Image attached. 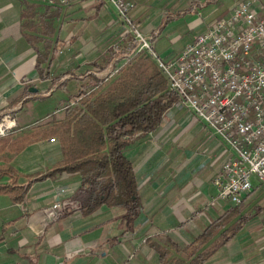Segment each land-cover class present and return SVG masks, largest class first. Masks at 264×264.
I'll use <instances>...</instances> for the list:
<instances>
[{"label": "crops", "instance_id": "crops-1", "mask_svg": "<svg viewBox=\"0 0 264 264\" xmlns=\"http://www.w3.org/2000/svg\"><path fill=\"white\" fill-rule=\"evenodd\" d=\"M133 1L131 19L152 38L153 50L164 59L177 56L238 5L232 0ZM182 4L186 6L181 8ZM121 34L113 6L102 0H76L66 6L0 0V118L8 115L16 125L0 138V166L8 159L19 185L61 162L59 141L50 131L64 120V107L76 100L82 87L107 72L114 61L109 47ZM184 38L187 41L178 44ZM38 54L47 59L42 73L35 71ZM122 62L116 59L114 64ZM93 87L97 92L95 85L85 90ZM188 112L177 101L159 127L125 149L142 203L141 213L130 224L121 210L105 207L87 216L70 208L65 216L48 220L45 208L73 200L80 184L75 174L33 182L21 203L0 194V264H186L176 252L192 248L195 239L232 206L209 205L217 192L213 179L229 151ZM24 138L31 143L19 148ZM14 150L18 151L13 154ZM8 180L5 176L0 183ZM254 194L244 199L247 204L253 200L243 212L258 214L204 264H264V207L259 205L264 192L255 195L257 199ZM216 243L215 237L189 262ZM129 244L135 251L137 244L142 245L137 259L127 258L132 252Z\"/></svg>", "mask_w": 264, "mask_h": 264}, {"label": "built area", "instance_id": "built-area-1", "mask_svg": "<svg viewBox=\"0 0 264 264\" xmlns=\"http://www.w3.org/2000/svg\"><path fill=\"white\" fill-rule=\"evenodd\" d=\"M40 1L47 6H66L76 0ZM102 1L113 6L122 34L110 45L114 61L100 78L106 82L113 79L137 56L150 58L166 79L168 91L176 94L178 102L229 151L213 179L217 192L209 205H242L255 187H264V13L258 1L244 0L169 59L155 53L152 38L142 34L131 19L133 0ZM116 59L123 61L117 67ZM94 90L95 87L84 90L74 102ZM15 127L13 119L2 116L0 138ZM68 208L77 210L78 203L57 202L45 208L44 213L48 220L56 219L65 216Z\"/></svg>", "mask_w": 264, "mask_h": 264}, {"label": "trees", "instance_id": "trees-1", "mask_svg": "<svg viewBox=\"0 0 264 264\" xmlns=\"http://www.w3.org/2000/svg\"><path fill=\"white\" fill-rule=\"evenodd\" d=\"M52 49H55L54 45ZM45 56L37 55V73H42L43 63L47 65ZM91 85L97 86L98 91L83 96L72 107L66 108L64 120L50 131L51 136L59 141L61 162L44 173L27 177V181L19 185V175L5 159L0 166V179L6 176L9 180L5 184L0 183V194L8 195L13 203H21L33 182L61 174H75L79 176L80 184L74 192L73 201L78 203L77 211L81 215H91L102 207L118 208L123 212L126 223L130 224L141 213L142 203L125 149L135 138L159 127L178 97L168 91L166 79L153 61L144 55L128 62L110 81L96 78L83 86L79 93L82 94ZM44 135L46 131L42 132L41 138ZM21 141L24 143L19 148L31 143L25 138ZM17 151L14 150L13 154ZM243 211L241 205H232L212 222L195 239L188 258L215 237L216 246L207 247L190 264H204L258 214Z\"/></svg>", "mask_w": 264, "mask_h": 264}, {"label": "rangeland", "instance_id": "rangeland-1", "mask_svg": "<svg viewBox=\"0 0 264 264\" xmlns=\"http://www.w3.org/2000/svg\"><path fill=\"white\" fill-rule=\"evenodd\" d=\"M242 1H244V0H232V2H233V4H240ZM258 2L260 3V9L263 11V13H264V0H258ZM184 6H186L185 4H182V5H180V7L181 8H183ZM262 13V14H263ZM220 19H222V18H220ZM219 19V20H220ZM166 20H163L162 22H163V24H164V22H165ZM163 28L162 27H159V30H162ZM187 41V39L186 38H184V39H182L178 44H182V43H185ZM74 105V104H73ZM72 105V106H73ZM71 106V107H72ZM183 107V106H182ZM184 108V107H183ZM185 109V108H184ZM189 114H191L190 112H188ZM192 115V114H191ZM166 119V118H165ZM166 121H168V119H166ZM172 125H174L173 123H171ZM171 124H169L168 126H171ZM253 183H256V180L254 179L253 180ZM257 190V191H256ZM256 190H254L253 191V193H255L254 195H253V197H256V198H254V199H257V197L258 196H255V195H258V193H263L264 192V190H263V188L262 189H256ZM253 200V199H252ZM252 200L250 201V203L252 202ZM262 202H259L260 204L259 205H261L262 207H264V200H261ZM249 203V204H250ZM249 204H247L246 202L245 203H242V207L244 208V209H246L248 206H249ZM70 210V208H68V211ZM68 211H67V213H68ZM71 211V210H70ZM66 213V214H67ZM146 239H148L147 237L145 238V239H143V242H144V240H145V242H146ZM211 246H213L214 247V244H210ZM137 247H138V250H133V249H131L130 248V244L127 246V248L130 250L131 249V253L129 254V252H128V256H127V258H129V259H131V260H134V259H137V257L138 256H136L137 254H139V251H141L140 249H141V247H142V245H139V244H137ZM207 247V246H206ZM205 247V248H206ZM191 247H187V249H182V250H178L176 253V255H178V256H181V258L184 260H181V262L182 263H186V264H190V262H189V258L187 259V257H188V254L190 253V251H191ZM141 257V254L139 255V258ZM143 262H141L140 264H142ZM174 264H181V263H179V261H177V262H175Z\"/></svg>", "mask_w": 264, "mask_h": 264}]
</instances>
